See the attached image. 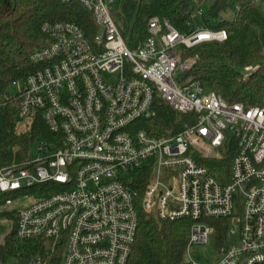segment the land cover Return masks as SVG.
Wrapping results in <instances>:
<instances>
[{"label":"built area","instance_id":"1","mask_svg":"<svg viewBox=\"0 0 264 264\" xmlns=\"http://www.w3.org/2000/svg\"><path fill=\"white\" fill-rule=\"evenodd\" d=\"M77 1L94 18L93 36L71 20L43 23L50 41L30 54L36 70L12 84L21 120L41 111L62 134L0 168L4 204L37 196L4 210L17 214L16 241L44 243L26 264H48L57 251L60 264H128L140 210L190 221L180 264H264V102H230L188 74L198 59L189 50L224 41L226 30L181 31L152 15L131 49L112 16L115 0ZM257 68L246 65L243 76ZM160 101L181 118L154 134L142 123ZM213 220L228 223L222 242ZM212 235L216 253L195 256L192 246Z\"/></svg>","mask_w":264,"mask_h":264},{"label":"trees","instance_id":"2","mask_svg":"<svg viewBox=\"0 0 264 264\" xmlns=\"http://www.w3.org/2000/svg\"><path fill=\"white\" fill-rule=\"evenodd\" d=\"M258 1L264 4V0ZM229 8L234 9V16L221 15ZM111 9L131 49L147 36L146 24L152 15L165 17L186 32L198 25L225 29L224 41L203 42L189 50L197 53L198 59L188 74L230 102L241 101L246 106L264 102V13L256 0H115ZM58 20L74 21L89 37L96 30L92 14L77 0L69 4L61 0H0V168L28 158L40 143L60 141L62 137L50 131L41 111L22 126L20 95L11 90L13 81L22 80L36 70L37 66L30 61L31 52L50 41L42 31L43 23ZM246 65H258V68L244 77L242 70ZM180 118L168 104L160 101L153 118L142 124L155 134L165 132ZM221 162L228 168L230 156ZM212 172L218 174L215 170ZM144 185L142 181L138 186L143 189ZM4 199L0 194V204ZM0 218H9L13 223L0 243L2 263L26 264L34 254L43 251L44 243L38 239L15 240V211L1 212ZM212 223L216 229L214 237L222 242L228 223L220 220ZM189 229L188 220H161L140 210L128 264H180ZM60 257L59 251L53 253L48 264H60Z\"/></svg>","mask_w":264,"mask_h":264},{"label":"rangeland","instance_id":"3","mask_svg":"<svg viewBox=\"0 0 264 264\" xmlns=\"http://www.w3.org/2000/svg\"><path fill=\"white\" fill-rule=\"evenodd\" d=\"M256 4L260 8V10L264 13V4H262L258 0H256ZM111 8H112V6H111ZM234 14H235L234 9L229 8L227 10V12H222L221 15H223L225 17L227 16L230 18V17L234 16ZM112 16H113V14H112ZM19 88H20L19 86L13 87V88L11 87V90L16 91ZM27 123H28L27 121L23 122L22 126L26 125ZM32 151H33V154H36L37 148H34ZM36 197L37 196H35V195H31L29 197H23L20 199L14 198V201L9 205L1 203L0 204V213L3 212L4 210L17 209V208H21L25 205L31 204L36 199ZM12 226H13V223L9 218H3V219L0 218V238L2 236L6 235L7 233H9L12 229ZM214 245H215V241H214V238L212 235L209 243H207V244H194L191 248V251L195 256H197V255L205 256V255H208L209 253H211L212 251H214Z\"/></svg>","mask_w":264,"mask_h":264}]
</instances>
